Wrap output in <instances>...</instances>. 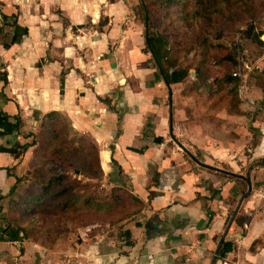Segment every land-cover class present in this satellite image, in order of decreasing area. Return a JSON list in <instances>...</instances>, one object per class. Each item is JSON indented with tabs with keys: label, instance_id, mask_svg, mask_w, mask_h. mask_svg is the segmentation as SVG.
Returning a JSON list of instances; mask_svg holds the SVG:
<instances>
[{
	"label": "crops",
	"instance_id": "crops-1",
	"mask_svg": "<svg viewBox=\"0 0 264 264\" xmlns=\"http://www.w3.org/2000/svg\"><path fill=\"white\" fill-rule=\"evenodd\" d=\"M130 6L0 0V205L34 190L35 131L52 112L97 145L105 175L130 187L171 245L215 236L236 209L225 237L264 262V34L238 40L237 77L195 90L194 70L152 66ZM231 91L234 107L222 98ZM8 242L4 264L16 254Z\"/></svg>",
	"mask_w": 264,
	"mask_h": 264
},
{
	"label": "rangeland",
	"instance_id": "rangeland-1",
	"mask_svg": "<svg viewBox=\"0 0 264 264\" xmlns=\"http://www.w3.org/2000/svg\"><path fill=\"white\" fill-rule=\"evenodd\" d=\"M130 6L129 16H133L140 26L141 36L146 37L161 36L166 41L165 52L168 60L162 64L172 61L173 65H180L184 69H195L199 75H195L191 83L192 89H201L205 86L217 88L222 85L226 77L231 72H238L239 39L250 41V37L264 34V0H221L217 10L204 19L193 21L192 23H181L172 18L161 17V0H126ZM190 9L192 0H188ZM148 18V22L146 20ZM252 27L249 33L246 30ZM249 34V35H248ZM146 50V48H145ZM234 54V64L229 66L225 60V55ZM191 78L185 79L183 84L189 83ZM208 81H210L208 83ZM190 89L189 86L185 88ZM183 91V93H185ZM207 94L208 91H205ZM231 94L222 97L228 106H235L237 101ZM64 124L65 120L60 118ZM67 126V124H66ZM68 127V126H67ZM36 132V131H35ZM62 139V138H60ZM77 141L89 154L74 158L72 164H67L63 157L53 155L47 151H41V138L35 133L33 163L34 167L49 169L48 176L60 173L62 179L58 183V190L65 189V193L53 199L47 196L43 203L33 202L35 209L33 216L29 217L34 221L24 223L27 227L26 238L11 245L16 254L21 256L23 264H86L85 258L80 251L89 243L97 242L113 246L121 255L122 250L132 246L137 240L144 239V231L141 227L151 218L144 202H141L130 192V187L121 182L108 178L103 171L100 176L96 170L94 162L95 155L91 151L92 140L88 137L74 135L68 128L66 143L57 142L51 146L67 147L69 142ZM68 144V145H67ZM94 147V146H93ZM98 150V148H97ZM101 152L99 153L102 165ZM83 166L84 171H79L75 167ZM101 167V166H100ZM33 171V170H32ZM30 171V180L34 190L28 189V196L25 191H19L21 197L12 206L20 204L25 197L36 198L44 188L45 182L39 184L35 172ZM120 178L121 175L118 174ZM119 191V198H113L111 189ZM24 192V193H23ZM128 193L133 197H127ZM25 196V197H24ZM23 198V199H22ZM12 204V203H11ZM10 203L0 205V225H10V218L6 216L13 209ZM42 209L43 216L38 212ZM231 213L229 211L230 217ZM229 218H227L228 220ZM26 220V219H25ZM224 230V229H223ZM223 230L213 236L208 244V251L204 256H208L216 247ZM128 232H131L130 234ZM128 233L129 236L126 234ZM132 234V235H131ZM189 236V237H188ZM188 240L193 241V245L204 241L203 235H188ZM134 237V238H133ZM168 234H165L168 240ZM192 237V238H191ZM108 240L107 242H105ZM165 240V241H166ZM232 243L231 252L224 255L222 262L225 264H264L262 260L250 261L246 254L250 249L240 246L238 236L232 237L230 234L224 238ZM198 241V243H195ZM12 242V241H9ZM171 243V241H170ZM8 246V244H6ZM164 245H167L164 243ZM178 248V247H177ZM174 249L171 251L173 252ZM181 256L176 259L182 263L193 254V248H179ZM260 255L259 257L262 258Z\"/></svg>",
	"mask_w": 264,
	"mask_h": 264
},
{
	"label": "trees",
	"instance_id": "trees-1",
	"mask_svg": "<svg viewBox=\"0 0 264 264\" xmlns=\"http://www.w3.org/2000/svg\"><path fill=\"white\" fill-rule=\"evenodd\" d=\"M220 4L221 0H192V6L189 10H187V8L189 7L188 0H161V17L163 20H166V18H172L181 23H192L193 21H198L211 15L217 10V7ZM146 20L148 22V18H146ZM251 30L252 27H249L246 30V33H249ZM249 42L257 45L260 43V40L258 39L257 35H253L252 37H250ZM165 44L166 41L161 36L146 37V50L148 52L150 51L152 55V58H150L149 61L152 63L153 67H160L163 61L168 60L165 52ZM234 57L235 56L233 53L232 55H229V53L228 55H225V60L227 61L229 66L235 65ZM195 75H199L196 69ZM226 79L232 80L233 78L230 74L226 77ZM0 81L5 83L4 74L0 75ZM2 117L6 118L7 116L3 114ZM60 118V116L52 112L43 114L37 125L36 133H38L41 138L42 153L49 151L53 155L63 157L64 161H66L67 164H72V160L74 158L76 159L78 157H82L83 154H89V151L88 148L87 151H85V148L77 141L69 142V145L67 144L68 146L65 148L61 146H51L59 141L66 143L65 140L68 132V127L62 122ZM13 122L15 130H17L20 125L19 120L15 117L13 119ZM91 142L94 146H92V148L90 149H92L91 151L95 155L94 162L97 167L96 170L98 174L102 176L103 170L100 167L101 162L99 163L98 159L97 145L93 141ZM50 168H48L47 170L43 169L42 167H35L34 169H32V172H35L39 179V184L46 181L45 185L43 186L44 191L36 198H34L33 196L25 197L22 202L20 204L18 203V205L15 207L12 206L16 204H13L15 201L10 202V204L12 203L11 206L13 207V209L9 212V214L6 215L10 218V225H5V227L4 225H0V241H19L21 238L25 239L27 231V229L25 228L27 227L24 226V223L34 221L29 217L30 211L32 212L30 216H33V210L35 209V207L33 206V202L36 201L43 203L47 196L55 199L61 194L65 193L64 188L61 191H57L58 183H60V180L62 179V175L60 173H54L53 175L47 177ZM75 168L80 172L84 171L83 166H76ZM111 193L113 198H119L120 196L119 191L115 188L111 189ZM128 194L129 195H127V197L135 198L132 194ZM38 212L41 216H43L42 209H39ZM231 250V242H222L219 254L221 257H223L225 254L231 252Z\"/></svg>",
	"mask_w": 264,
	"mask_h": 264
},
{
	"label": "water",
	"instance_id": "water-1",
	"mask_svg": "<svg viewBox=\"0 0 264 264\" xmlns=\"http://www.w3.org/2000/svg\"><path fill=\"white\" fill-rule=\"evenodd\" d=\"M144 34V37H146L145 27ZM162 80L168 89L163 77ZM180 149L187 154V152L182 147H180ZM235 211L236 209L233 211L230 219L228 220L216 247L210 254H208L207 257L204 256V252L209 250L207 247L213 238L211 235H205V240L199 243L197 242V245L191 244V241H189L187 244L179 245L178 243V245H176L175 243H172L171 245L170 241H172V239L170 235H168V242L165 238V234H167V232L162 226H160V222L155 216L147 219L146 224L141 227L142 231H144V239L142 241L137 240L135 244L128 246L126 250L120 251L121 255H117V249L109 245V243L103 245L99 242H97V244L89 243L85 248L81 249L80 254L85 258L86 264H225L222 262L223 260L219 254V250L221 248L222 242H230L229 240L224 241V237L235 215ZM128 233L130 234L131 232ZM128 233L126 234L129 236ZM107 241L108 240L105 242ZM8 243L11 245L15 244L13 241ZM164 243L167 245H164ZM173 244H175V246ZM182 247L193 248L194 250L192 256L185 260V263H182L176 259L178 256L182 255V252L179 251V248ZM172 249H174L173 252L171 251ZM21 258L22 257L19 256V254H15L14 260L17 261H14V264H23ZM4 259L3 252H0V264H4ZM26 264L34 263L31 262ZM43 264L49 263L47 262Z\"/></svg>",
	"mask_w": 264,
	"mask_h": 264
},
{
	"label": "built area",
	"instance_id": "built-area-1",
	"mask_svg": "<svg viewBox=\"0 0 264 264\" xmlns=\"http://www.w3.org/2000/svg\"><path fill=\"white\" fill-rule=\"evenodd\" d=\"M231 76H232V77H237L238 74H237V72H232V73H231Z\"/></svg>",
	"mask_w": 264,
	"mask_h": 264
},
{
	"label": "flooded vegetation",
	"instance_id": "flooded-vegetation-1",
	"mask_svg": "<svg viewBox=\"0 0 264 264\" xmlns=\"http://www.w3.org/2000/svg\"><path fill=\"white\" fill-rule=\"evenodd\" d=\"M15 257H12V260H11V264H14V261H17V260H14Z\"/></svg>",
	"mask_w": 264,
	"mask_h": 264
}]
</instances>
